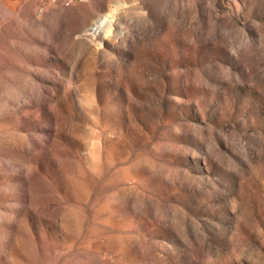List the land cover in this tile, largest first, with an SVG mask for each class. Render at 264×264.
<instances>
[{
  "label": "rangeland",
  "instance_id": "1",
  "mask_svg": "<svg viewBox=\"0 0 264 264\" xmlns=\"http://www.w3.org/2000/svg\"><path fill=\"white\" fill-rule=\"evenodd\" d=\"M36 8L0 1V264H264V0Z\"/></svg>",
  "mask_w": 264,
  "mask_h": 264
},
{
  "label": "built area",
  "instance_id": "2",
  "mask_svg": "<svg viewBox=\"0 0 264 264\" xmlns=\"http://www.w3.org/2000/svg\"><path fill=\"white\" fill-rule=\"evenodd\" d=\"M86 0H35L37 14H43L52 8L69 9L77 4L84 3Z\"/></svg>",
  "mask_w": 264,
  "mask_h": 264
},
{
  "label": "bare ground",
  "instance_id": "3",
  "mask_svg": "<svg viewBox=\"0 0 264 264\" xmlns=\"http://www.w3.org/2000/svg\"><path fill=\"white\" fill-rule=\"evenodd\" d=\"M107 15H108V14H107ZM107 15H105V17H106ZM101 17L103 18V16H101ZM98 19H100V18H98ZM98 19H97V20H98ZM107 19H108V18H107ZM97 20H96L97 23L95 24L96 26H95L94 28H92V31H93L94 33H95V31L97 32L98 29H101L100 27L103 25V23L105 22L106 19L103 18V19H100L99 21H97ZM108 20H109V19H108ZM105 23H106V22H105ZM93 25H94V24H93ZM106 25H107V24H105V26H106ZM92 27H93V26H92ZM101 31H102V30H101ZM99 32H100V31H99ZM86 33H87V32H86Z\"/></svg>",
  "mask_w": 264,
  "mask_h": 264
},
{
  "label": "crops",
  "instance_id": "4",
  "mask_svg": "<svg viewBox=\"0 0 264 264\" xmlns=\"http://www.w3.org/2000/svg\"><path fill=\"white\" fill-rule=\"evenodd\" d=\"M1 1V0H0Z\"/></svg>",
  "mask_w": 264,
  "mask_h": 264
}]
</instances>
